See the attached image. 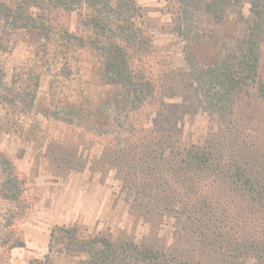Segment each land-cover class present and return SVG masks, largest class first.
I'll return each instance as SVG.
<instances>
[{
    "label": "trees",
    "instance_id": "obj_1",
    "mask_svg": "<svg viewBox=\"0 0 264 264\" xmlns=\"http://www.w3.org/2000/svg\"><path fill=\"white\" fill-rule=\"evenodd\" d=\"M241 1L208 0L204 11L221 24L231 5ZM245 1L250 14L242 18L240 34L226 36L212 62L192 61L186 72L174 74L170 97L179 95L182 102L164 104L163 86L135 65L149 46L133 20L135 0H0L1 34L25 30L49 40L53 32H63L82 47L88 41L99 51L103 83L121 90L120 109L133 114L158 107L157 125L131 127L124 146L116 141L102 154L112 157L109 163L122 164L136 211L173 221V244L113 241L71 226L51 232L49 252L57 243L66 253L84 254L78 264H264V0ZM75 10L84 38L71 35L59 21ZM97 37L103 38L101 44ZM37 83L9 88L0 68V103L20 111L31 108ZM195 111L203 112L213 129L200 144L184 145L173 116ZM3 166L9 169L10 160L0 152ZM22 185L7 173L0 197L20 201ZM8 241L9 236L0 239ZM30 264H48V256Z\"/></svg>",
    "mask_w": 264,
    "mask_h": 264
},
{
    "label": "rangeland",
    "instance_id": "obj_2",
    "mask_svg": "<svg viewBox=\"0 0 264 264\" xmlns=\"http://www.w3.org/2000/svg\"><path fill=\"white\" fill-rule=\"evenodd\" d=\"M207 1L135 0L133 20L149 43L135 65L163 86L164 104L182 102L179 95L170 97L176 86L173 75L186 72L192 61L212 62L224 38L239 35L242 18L249 17V4L242 0L217 24L204 11ZM79 13L72 11L59 21L71 35L84 38ZM1 31L0 21L3 83L13 89L38 83L31 108L20 111L0 103V152L10 160L9 169L0 168V184L7 173L23 181L20 201L0 197V239L9 236L8 243H0V264H30L46 256L48 264H78L84 254L66 253L57 243L49 252L51 232L62 227L113 241L173 244V221L136 211L122 164L109 163L111 156L102 154L116 141L124 146L131 127L157 125V105L133 114L120 109L116 100L121 90L103 83L99 51L88 41L82 47L63 32L46 40L25 30ZM95 40L98 45L103 38ZM173 118L184 145L200 144L213 129L201 111Z\"/></svg>",
    "mask_w": 264,
    "mask_h": 264
}]
</instances>
